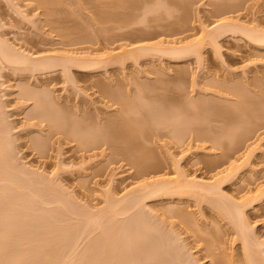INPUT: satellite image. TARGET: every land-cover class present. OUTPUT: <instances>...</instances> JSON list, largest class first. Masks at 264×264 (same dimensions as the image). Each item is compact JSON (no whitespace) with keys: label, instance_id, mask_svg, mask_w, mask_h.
Segmentation results:
<instances>
[{"label":"rangeland","instance_id":"374dc122","mask_svg":"<svg viewBox=\"0 0 264 264\" xmlns=\"http://www.w3.org/2000/svg\"><path fill=\"white\" fill-rule=\"evenodd\" d=\"M223 24L228 25V31L226 29L218 38L209 36L210 31ZM231 24L264 34V0H0V41L7 48L34 59L68 57L101 63V67L98 65L87 74L76 66L72 67L68 78L61 67L32 74L31 69L25 71L2 60L0 54V116L5 120L4 127L11 132L6 141L9 144L7 151L14 158L15 170L19 167L26 172L22 171L24 176L28 175L24 178L17 170L20 176L17 174L8 181H0V211L3 213L0 212V218H4V224L0 219V232L3 227L7 230L12 224L15 227V222L18 226L12 230L32 231L26 233L27 236L21 233L19 238L26 237L22 238L25 242L21 241L24 245L17 248L20 255L23 252L24 255L26 252L31 254L34 249L41 252H53L56 247L61 249L60 262V258L54 262L39 256L15 261L17 264H80L81 261V264H117L115 259L107 258L111 250L108 243L105 244L109 248L103 243L99 249L91 248L97 258L101 255L102 259L104 254L106 260L99 259V262L90 259L87 245L92 241L96 245L106 227L112 230L124 220L128 221V226L132 219L137 221L140 214L143 217L139 216L140 220L135 223V238L133 234L130 235L132 239L129 238L128 232L132 233L129 226L122 227L125 230L118 227L119 234H115L117 226L113 227V233L108 230L116 238L120 235L121 239L116 241L114 236L115 240H111L116 241L115 244L121 240V249L118 250L124 252L129 248L128 253H124L128 254L127 259L130 255L131 259L136 258L135 263L130 258L126 262L124 257L123 261L120 260L124 264H170L168 261L171 260L172 264H220L221 259L246 264L249 255L264 261V102L261 101L264 96V44L254 43L244 36L243 31L231 33ZM172 47H191L193 52L187 57L173 59L164 53ZM28 91L38 95H28ZM42 94L51 96L67 122L89 119L93 124L100 122L105 126L119 115L118 119H142L145 114L149 115L150 119L157 121L153 124L156 133L143 143L140 150H144L136 151V154L153 151L151 153L158 157L161 167L143 176L136 163L114 150L119 146H115V142L90 149L83 147L78 140L70 141L63 133L51 134L48 122L40 125L34 116L36 100ZM242 103L247 105L243 104L244 110ZM232 115L240 119L234 120ZM90 129L86 131L88 134L95 133L93 128ZM179 138L183 142H179ZM36 140L47 144L44 153L35 144ZM217 142L223 145L219 146ZM120 144L124 147L122 144L125 143ZM41 179L48 181L43 180V183ZM156 183H168L170 187L186 184L189 187L176 193L144 195L139 199L140 205L116 218L113 213L109 217L111 210L108 218L101 221L104 225L102 231L99 226H90L86 233L79 228L82 234L78 231V235L75 227L74 237L72 225H64L67 221L79 220L86 212L90 214L87 216L97 218L102 210L107 212L111 200L121 202L115 205L121 210L127 203L124 200L146 194L143 187ZM235 204L243 209V223L246 222L249 228L247 234L254 239L251 242L255 250L254 247L249 249L254 255L247 254L238 224L232 222V215L233 220L227 215L228 208H232L229 205ZM7 208L12 214L13 208H17L24 216L14 209L16 214L13 215L16 216L13 218L20 214L24 220L18 215L19 222L12 218L10 224L7 220L13 215L8 214ZM38 211L44 213L41 218H44L45 225L39 223L37 217L40 215L35 213ZM47 214L49 217L52 214L51 223L60 229V239L70 228L66 237L72 235L73 238H69L74 241L69 239V243L72 241L73 245H68L66 237L64 241L58 240L56 245L59 246L50 243L57 233L48 240V230L46 233L45 229L51 223L49 220L50 225L46 224ZM7 215L10 216L8 219ZM29 216L30 220L33 218L31 226L30 222L26 223L30 221ZM87 216L84 217L87 219ZM20 220L29 226L23 225L27 231L19 227ZM35 220L42 224L43 230L36 229H39L37 223L35 229L32 228ZM238 220L242 222L241 218ZM11 229L0 234L7 236L2 240L9 237ZM17 232L13 230L12 233ZM14 238L19 240L18 236ZM122 238L131 241L132 245L126 246L128 242ZM13 239L6 241L11 244L6 245L11 246L10 249ZM253 241H260L257 243L262 247H256ZM66 243L68 248L64 247L67 249L77 247L76 252L81 254L76 253L77 256L87 262L82 258L78 260L76 254L73 261L68 258L70 254L66 257L63 253L62 257L64 247H59ZM97 244L100 246L99 242ZM167 244L178 250L176 253L171 250L174 259L166 249ZM117 245L119 248L120 244ZM17 249L11 253L16 254ZM8 250L9 247L5 251L9 253ZM81 250L82 253L87 251L84 255L89 253V259L80 253ZM179 255L177 263L175 259ZM9 262L5 263H13ZM5 263L3 260L0 264Z\"/></svg>","mask_w":264,"mask_h":264},{"label":"bare ground","instance_id":"6f19581e","mask_svg":"<svg viewBox=\"0 0 264 264\" xmlns=\"http://www.w3.org/2000/svg\"><path fill=\"white\" fill-rule=\"evenodd\" d=\"M105 20V19H104ZM228 28V25H219V26H217L216 28H214L213 29V31L211 32L210 31V33H209V36H211V37H215V38H218L219 36H221V34H223V33H225V31H226V29ZM229 28H231L230 30H231V33L232 32H238V31H243V33H244V36H246L247 38H249L251 41H253L254 43H257V44H260V45H262V44H264V34L262 33V32H260V31H250V29L249 28H244V27H240L239 25L237 26V25H233V24H231V27H229ZM246 29V30H244V29ZM249 31H248V30ZM229 29H227V31H228ZM252 30V29H251ZM7 45H5V43H2L1 41H0V54L2 55V57H1V59L3 58L4 60H6V61H8L9 63H11L12 65H14V67L16 66V67H22V68H24L23 70H25V71H29L30 69H31V72H32V74H33V72H35L34 74H36L37 72H40L41 73V71H42V73L43 72H45V71H50V70H53V69H56L57 67H61L62 69H63V72H64V74L69 78V76L71 75V72H72V67H77V68H79V70H83V72L84 73H86L87 74V72H91V70H95V69H97L98 67V65H99V67H101V63H99V61H97V60H76L75 58L73 59V58H61V59H55V58H49V57H47V58H39V59H34L33 57V59L30 57H28V56H26V55H24V54H21V53H17V52H15V51H12L11 50V48H7L6 47ZM193 52V50H192V48L191 47H189V48H186V47H181V48H176V47H172V48H168V49H166V50H164V53H167V54H169L170 56H171V58H173V59H179V58H184V57H187L189 54H190V52ZM2 59V60H3ZM7 62V63H8ZM94 68V69H93ZM27 69H29V70H27ZM51 72V71H50ZM81 75L83 74V73H80ZM101 88H105V87H101ZM107 89V88H106ZM25 91H27V90H25ZM104 91V90H103ZM107 91V90H106ZM30 91H28L27 93H28V95H33V96H37L38 95V93L36 92V93H34L33 92V94L30 92ZM108 92V91H107ZM25 94H26V92H25ZM27 95V94H26ZM42 97H40L39 98V100H36V103H35V105H36V111L34 112V116H35V118H38V122H39V124L40 125H43L42 123H44V122H48V124H49V126H47V128H48V131L51 133V134H64L65 135V137H67V139H69L70 141H74V140H78L79 142H81V145L83 146V147H90V149H94L95 147H97V148H99V147H101V146H104L105 144L107 145L109 142H115L116 143V145L115 146H117L118 144H119V146L121 145L120 143H125V144H122V145H124V147L123 146H117V147H119V148H117V147H115L114 148V150L116 151H118V152H120L121 153V155L123 156V157H126V158H128L129 160L131 159L132 160V162L133 163H136L135 164V166L137 165V167L139 168L138 169V171H139V173L141 174V175H143V176H145L144 174H147L148 175V172H151V171H154L155 172V170L157 171V169L159 168V166L161 165L160 163V161H158L159 159H158V157L154 154V153H151V152H153V151H151V152H145V154H143V155H139L138 156V154H139V152L136 154V151H143V150H140V149H142L143 147V143H145V142H147V141H149L154 135H155V133H156V130L154 129V125L153 124H155V122H157V121H153L152 119H150L149 118V115H144L143 116V118L142 119H135V118H121V119H118L119 118V116H118V118L117 117H115V119L113 120V119H110L107 123H105L106 125L104 126L102 123H98V124H93L92 122H90L89 121V119L86 121V120H83L84 121V123L86 122V124H82L81 122H83V121H73V122H70V121H65V119L63 118V116H62V111H59V110H57V108L59 109V107H57L56 105H55V103H54V100L51 98V96L49 95H47V94H45V95H41ZM264 96H262V99H261V101L262 102H264V98H263ZM138 99V98H137ZM245 103H247V101H244ZM1 104V103H0ZM244 103H242L241 105H243ZM245 105V104H244ZM243 105V106H244ZM245 106H247V105H245ZM245 106L243 107V110L245 109ZM241 109H242V106H241ZM1 107H0V112H1ZM244 112V111H243ZM146 113V112H145ZM3 114V113H2ZM63 114H65V112H63ZM236 116V115H235ZM233 117V115H232V118H235L234 120H237V119H240L238 116H236V117ZM117 118V119H116ZM3 119V116H2V118H1V116H0V181H8L9 179H11V177L13 178V176L14 177H16V176H18L17 174H19V173H17L16 171L17 170H20L19 172H22V171H24L23 169H22V171H21V168L20 169H18V168H16V170H15V168L13 167L14 165H13V161H14V158H12V156H10V153H8L9 151H7V148H8V146H9V144H7V139H8V137H9V135H10V131H9V129L7 130L5 127V125L3 124L4 123V121L5 120H2ZM153 121V122H152ZM90 122V123H89ZM89 124V125H88ZM93 124V125H92ZM102 124V126H99V125H101ZM5 126V127H4ZM93 126V127H92ZM95 126V127H94ZM138 127L137 128V130L135 129V127ZM93 128L94 130H95V133L93 132V131H91V129ZM96 128V129H95ZM88 129H90V131H88V132H90L91 133V135L90 134H88L86 131L88 130ZM125 131V132H124ZM126 131H127V134H124V133H126ZM203 131V130H202ZM249 132V131H248ZM251 132V131H250ZM92 133H94V134H92ZM124 135H123V134ZM202 136V135H201ZM182 140H183V137H180ZM179 138V142H183L181 139ZM246 139V138H245ZM141 141H143V142H141ZM36 143V145H37V147L41 150V152L42 153H44L45 151L44 150H46V148H47V144L45 143V142H40V141H38V140H36L35 141ZM243 142V141H242ZM115 143H113V144H115ZM238 143H239V145H240V142H237V145H238ZM244 143V142H243ZM45 144V145H44ZM242 144V143H241ZM127 145V146H126ZM217 145H223L222 144V142L220 143V142H217ZM44 147H46V148H44ZM122 147V148H121ZM231 147V146H230ZM118 152H115V153H117L118 154ZM120 153H119V155H120ZM160 162V163H159ZM160 164V165H159ZM134 165V164H133ZM16 167V166H15ZM161 167V166H160ZM159 170V169H158ZM16 172V173H15ZM25 172V171H24ZM26 173V172H25ZM24 173V174H25ZM22 175V177L24 176L23 175V172L21 173ZM16 175V176H15ZM19 176H20V174H19ZM26 176H28L27 174H25V176H24V178H28V177H26ZM42 180V179H41ZM43 180H46V179H43ZM42 180V182L44 183V181ZM40 181V180H39ZM46 181H48V180H46ZM45 185V184H44ZM41 186L43 187V184H41ZM46 186V185H45ZM168 187H170V186H168V183H156V184H153L152 186H150V185H146V186H144L143 187V191H144V188H145V190H146V194H138V196H134V198H128L127 200H124V201H126L127 203H126V206L124 207V208H122L121 210L120 209H118L117 207H118V205H120V203L121 202H117L116 201V203H115V201H113V200H111L112 202H109V204L111 203V205L110 206H107L106 208H108V210L106 209V208H104L105 210L104 211H106L107 210V212L105 213V212H103V210H102V212L103 213H105V215L104 214H102V212L100 213V216H99V214H97L98 215V217L97 218H91V217H93V216H87L88 214H83L82 216L83 217H81V218H79V220H81L80 222H78L79 220H74V222L76 223V224H74V222L73 221H67V222H69V223H67L66 221H64V225L66 226V227H69V226H71L70 228L71 229H73V231L71 232V234L74 232V229H75V227H77L78 228V230H77V228L75 229V230H77L76 231V233L79 231V228H81V232L82 233H86L85 231H90V230H88V229H90L91 227L90 226H99L98 228L102 231L103 230V222H102V225H101V221H103L104 219H107L108 218V216H107V214L111 211V215H109V217L110 216H112V213H113V216H114V218H116V217H118L119 215H121V214H126V213H128L132 208H133V206L134 207H137V206H135V205H140V203H142L139 199L141 198V197H145L144 195H154V194H159V193H161V192H168V193H170L171 191H174L175 193L176 192H181V191H184L185 189H187L189 186L188 185H186V184H177V185H175L174 187H170V188H168ZM150 189V191L148 192V190ZM152 188V189H151ZM201 189H204L203 188V186L201 187ZM173 192V193H174ZM143 193V192H142ZM216 195H218V194H216ZM219 197H221V196H219ZM132 201V202H131ZM220 201L221 202H223L222 201V199L220 198ZM226 202V201H225ZM122 203H124V202H122ZM217 203H218V201H217ZM227 203V202H226ZM108 204V205H109ZM116 204H118L117 206H115ZM131 204V205H130ZM223 204H224V202H223ZM15 205V204H14ZM17 205V204H16ZM15 205V206H16ZM125 205V204H124ZM142 205V204H141ZM14 206V207H15ZM234 206V207H233ZM233 206H231V205H229V207H232V208H228V211H225V212H228L227 213V215H232V217L234 218V220H233V218L230 216V218H232V222H235L236 224H238V226H239V229L241 230V232H240V236L243 238V240L242 241H244V245H245V247H246V249H248L247 251V254L248 253H251L252 255H254L255 253H253V250L251 251V250H249V249H252L254 246H253V244H252V240H254L252 237V239H250L249 238V235L247 234V231L246 230H249V228L247 229V223L245 222V223H243V216H244V212L242 213V211H243V209L239 206V207H237L238 205H233ZM35 207V206H34ZM114 208V207H116L117 209H118V211H117V209H116V211H115V209H112V208ZM10 209H12L11 207H9ZM9 208H7L6 210H8ZM32 208H33V206H32ZM36 208V207H35ZM34 208V209H35ZM239 208H241V209H239ZM9 209V215H10V213L12 214V212H11V210ZM14 209L15 208H13V214H16V213H20L21 214V211H19L17 208L15 209V211H17L16 213H15V211H14ZM34 209H32V211L34 212ZM40 209V208H39ZM1 210V209H0ZM5 210V209H4ZM36 210H38V209H35V211ZM42 210V209H41ZM41 210H40V212H41ZM58 210V209H57ZM225 210H227V209H225ZM242 210V211H241ZM48 211V210H47ZM1 212V211H0ZM6 212V211H5ZM26 212V211H25ZM24 212V213H25ZM39 211L38 212H35V213H37L38 215H40V217L38 216L37 217V219H38V221H39V223H43L44 222V218H41V215H44V213L42 214V213H40ZM50 212V211H49ZM48 212V213H49ZM56 213H57V211H55ZM60 212V213H59ZM62 212V210H60L59 209V211H58V213L59 214H61V218H62V216H63V214L61 213ZM115 212V213H114ZM2 213V212H1ZM7 213V212H6ZM28 213V212H27ZM179 213H181V212H179ZM12 214V215H13ZM20 214H17V218L19 217L18 215H20ZM59 214H58V216H59ZM110 214V213H109ZM139 214V213H138ZM177 214H178V212H177ZM2 215H3V213H2ZM12 215H10V216H12ZM22 216H24L23 214H21ZM21 215H20V217H21ZM28 215V214H27ZM27 215H26V217H27ZM31 215V214H30ZM49 214H47L46 216H48ZM52 215V214H51ZM51 215H50V217L48 216L47 217V221H48V223H46V224H49L50 225V223H51V220H50V218H52L51 217ZM90 215V214H89ZM94 215V214H93ZM103 217H105V218H102V216ZM141 215V214H140ZM139 215V216H140ZM180 215V214H179ZM227 215H226V217H227ZM4 216H6V215H4ZM10 216H8L7 215V219H8V217H10ZM14 216H16V215H13L12 217H10L11 218V221H9L10 220V218L7 220L6 219V217H5V219L10 223V222H12L13 223V220H12V218L14 217ZM55 216V215H54ZM84 216H87V219L84 217ZM135 216V215H134ZM137 216V215H136ZM139 216H137L136 218H137V221L138 220H140V219H138L139 218ZM181 217H182V213H181V215H180ZM1 217V216H0ZM3 217V216H2ZM25 217V218H26ZM43 217V216H42ZM45 217V216H44ZM94 217H96L95 215H94ZM133 217V216H132ZM141 217H143V216H140V218ZM242 219V222L241 221H239L238 219ZM16 218V217H15ZM15 218H13L14 219V222L16 221V219ZM24 218V217H23ZM41 218V219H40ZM53 218H55V217H53ZM59 218H60V216H59ZM85 218V219H84ZM112 218V217H111ZM134 218V217H133ZM183 218H184V215H183ZM186 218V217H185ZM0 219H2V218H0ZM21 220H22V217L20 218ZM27 219V218H26ZM25 219V220H26ZM33 219V218H32ZM31 219V220H32ZM34 219H36V218H34ZM36 219V220H37ZM42 219H43V221H42ZM82 219H83V221H82ZM113 219V218H112ZM132 219V218H131ZM135 219V218H134ZM3 220V221H2ZM1 221L3 222V223H1V221H0V223L1 224H4V218L2 219ZM19 219H17V222H19L18 221ZM20 220V222L22 223V221L24 220H22L21 221ZM28 220H30V216H29V218H28ZM27 221L26 223L28 224V222H30L29 223V226H31L32 224H33V220L32 221ZM36 220H35V222H34V227H32L33 229H35V226L36 225H38V227H39V229L36 227V229L37 230H43L44 229V227L42 228V227H40V225H42V224H38L37 222H36ZM49 220H50V223H49ZM86 220V221H85ZM129 220V219H128ZM238 220V221H237ZM41 221V222H40ZM57 221V220H56ZM61 220H59V222H60ZM63 221V220H62ZM84 221L86 222V223H84ZM125 221V220H124ZM123 221V225L126 223V225H116L117 226V229H118V227H121V230H123L124 228L126 229V227H128L129 226V231H132V233H130V232H128V236H129V238L131 237L130 235H132L133 234V238H135V234L136 233H134V232H137L135 229H137L135 226H137L136 224V220H133L132 219V221L134 222H132L131 220V223H129L128 224V226H127V223H128V221H126V222H124ZM129 221V222H130ZM143 221V223H145L144 222V220H142ZM146 221V220H145ZM237 221V222H236ZM6 222V221H5ZM32 222V223H31ZM239 222V223H238ZM7 223V222H6ZM12 223H10V224H12ZM16 223V222H15ZM15 223H14V226L15 227H12L13 226V224L11 225V227H10V229L11 228H17V226H18V223H16V225H15ZM21 223H19V225L21 224ZM24 223V224H23ZM19 227H21L22 229H24V227H27V226H25L26 225V223L25 222H23ZM37 223V224H36ZM73 223V224H72ZM80 223V224H79ZM82 223H84L85 224V226H84V224L81 226V224ZM93 223V224H92ZM133 223V225H131L132 227H134V228H132L131 227V230H130V224H132ZM136 223V224H135ZM141 223V222H140ZM147 223V222H146ZM235 223H234V225H235ZM0 224V225H1ZM10 224H9V226H10ZM36 224V225H35ZM55 224V223H54ZM57 224V223H56ZM69 224V225H68ZM77 224H78V226H77ZM135 224V225H134ZM246 224V225H245ZM5 225H7V224H5ZM23 225H24V227H23ZM44 225H45V222H44ZM60 225H62L61 223H60ZM68 225V226H67ZM145 225V224H144ZM147 225H150L149 223L147 224ZM8 225H7V227H9ZM28 226V227H29ZM57 226V225H56ZM56 226H54L52 223H51V225L49 226V227H47L48 229H45V231L46 230H48V233H47V231H46V233H47V237H48V240H49V236L50 237H52L53 238V236H51V235H54L55 233H57V234H55V235H57V236H55L54 237V240L52 241V239L51 240H49V241H51L50 243H54V246L56 247V246H59V244L58 245H56L57 243H58V240L59 241H62L63 239H66L67 237H66V235L68 234V232H67V230H69L70 228H66V229H63L64 231L66 230V233L65 232H62V234H64L65 233V237H64V235L62 236V237H64L63 239H60V236H61V234H60V232H59V234H58V231L60 230H57V227ZM59 226V225H58ZM101 226V227H100ZM116 226H113L114 228H116ZM237 226V225H236ZM3 227V226H2ZM18 227V228H19ZM60 227V226H59ZM58 227V228H59ZM87 227H89V228H87ZM113 227H112V230H111V227H109L110 228V230L112 231V233H113ZM122 227H124L123 229H122ZM62 228V227H61ZM64 228V227H63ZM86 228V229H85ZM102 228V229H101ZM4 229V230H3ZM3 233H1L2 232V230H1V232H0V234H4V233H7V231L8 230H10V229H6V227H3ZM7 231H6V230ZM27 229L28 228H25L24 230H26L27 231ZM29 229H31V227L29 228ZM82 229H83V231H82ZM104 229H105V227H104ZM107 229V230H106ZM106 229H105V232L101 235V238H100V240H98V239H96V240H98V242L100 243V246L96 243V245H97V247H96V245L94 244L95 243V241H94V243H93V241L92 242H90L89 244L91 245H87V247L89 248V250L86 248V250L89 252V253H91V251L94 249V248H101V246H103V245H101L102 243L105 245L104 247H107L106 246V244L111 248V250H109V252H108V256H107V258L108 259H115L116 260V263L118 262H122L123 260H125L126 259V262H128L131 258H130V256L128 257V259H127V256H128V254H124L127 250H130L128 247V249H126L125 248V245L126 246H130V245H132V243H131V239H132V237H131V239H129L128 237V240H131V241H127V239L126 238H122V239H126L125 240V242L127 243L128 242V244H125V242H124V240L122 241V245H124L123 247L126 249V251H119L121 248V240H118V241H120V242H118L117 244H120L119 245V248H118V245L117 244H115V242L117 241V238L119 239L120 238V235L116 238V236H115V234H119V231H120V228L118 229V233H117V229L115 230L116 231V233L115 234H111L110 232V230L106 227ZM124 229V230H125ZM13 230H16V232L17 231H19V232H17L18 234L20 233V235H18L17 233H12L13 232ZM11 229V234L10 233H8V235H9V239H10V236L12 237V234H13V237H16L17 238V236H18V238L21 236V233H22V235H26L27 236V234L26 233H28L29 234V232L31 231H27L26 233H23L21 230H20V228L19 229ZM23 230V231H24ZM62 229H61V231H63ZM110 232H109V231ZM134 230V231H133ZM4 231H6V232H4ZM21 231V232H20ZM78 232L79 234H82L81 232ZM106 231H108V232H106ZM128 231V230H127ZM15 232V231H14ZM25 232V231H24ZM41 232V231H40ZM249 232V231H248ZM31 233H32V231H31ZM44 233V232H43ZM45 233V234H46ZM77 233V234H78ZM39 234V233H38ZM70 234V236L68 235V240L70 239V240H73L72 238V235ZM74 234V237H75V233H73ZM78 234V235H79ZM17 235V236H16ZM32 235V234H31ZM36 235H37V232H36ZM59 235V236H58ZM2 236H3V238H2ZM26 236H22L21 238H19V240H20V242H17V241H19L18 239H16L15 240V238L13 239V237H12V239H13V242H12V246L14 247V243L17 245H15V249H17L18 248V246H20V245H24V242H25V240H23L22 238H25ZM35 236V235H34ZM45 236V235H44ZM114 236H115V239H116V241H114V242H111V240L113 239V240H115L114 239ZM251 236V235H250ZM7 236H4V235H1L0 236V263H1V261H3L4 260V263L6 262V261H8L9 262V260L11 261V262H13L12 264H17L18 262L17 261H19V260H21V259H27V258H33V259H37L39 256L41 257V259H45V260H50V261H54V260H56V259H58V258H60L59 259V262H60V260H61V256L59 255L60 253V250L58 249L57 250V247L55 248L54 246V248L56 249H54L55 251H53V252H41V251H35V249H34V251H31L32 253L30 254V252H26L27 253V255H29V256H27V255H24L25 254V252H23L24 254H22L21 253V255H20V249H17V253L16 254H13L14 252H15V249L12 247L11 249H10V247L11 246H8L9 247V250H8V252L9 253H7L5 250H7L8 249V247L6 246V245H11L10 243L9 244H7V242L9 241V242H11V240L12 239H10V240H8L7 241V239L4 241V240H2V239H5ZM56 237H59V238H57V240L55 239ZM61 237V238H62ZM69 237H72V238H69ZM240 237V238H241ZM241 238V239H242ZM27 239V238H26ZM47 239V238H46ZM75 239V238H74ZM121 239V238H120ZM14 240H15V242H14ZM56 240V242H54ZM67 240V242H68V245L70 244L69 242H70V240L68 241ZM112 240V241H113ZM7 241V242H6ZM21 241H24V242H22L21 243ZM40 242H41V240H39ZM64 241V240H63ZM66 241V240H65ZM74 241V240H73ZM4 242H6V244L4 243ZM17 242V243H16ZM133 242V241H132ZM254 242V241H253ZM257 242H260V241H255L254 242V245H256V247L258 246V247H262V246H259V244L257 243ZM21 243V244H20ZM63 243V242H62ZM106 243V244H105ZM257 243V244H256ZM27 244V243H26ZM26 244H25V246H26ZM48 244V243H47ZM65 244V243H64ZM62 245V244H60L61 245V247H59V248H62V247H64V246H66L67 248H68V245H67V243H66V245ZM75 244H78V243H75ZM74 244V245H75ZM211 244V243H210ZM27 245H29V244H27ZM70 245H73L72 244V241H71V244ZM260 245H262V242L260 243ZM25 246H23V247H25ZM92 246H94L93 247V249H91L92 248ZM170 246V247H169ZM168 246V244H167V250L169 249L170 251H168L169 252V254L171 255V258L173 257V255L174 254H172V253H176V251H178L175 247H173V245H169ZM173 248H172V247ZM7 249H6V248ZM27 248H28V246H26ZM25 247V248H26ZM33 247V246H32ZM31 247V248H32ZM40 247H41V245H40ZM66 247H64V248H62V250H63V252L61 253V255L64 253L65 255H66V257H67V255H69L70 254V256H68V258H70L71 257V259H72V261H73V258L72 257H74V254H76L78 251V249L76 250V248L77 247H75L73 250L71 249V248H69V249H67ZM109 247H107V248H109ZM112 247H113V249H112ZM169 247V248H168ZM98 248V249H99ZM103 248V247H102ZM124 248H122V249H124ZM131 248V247H130ZM172 248V249H171ZM14 249V251H12ZM23 249V248H22ZM67 249V252H68V254H67V252L65 251ZM119 249V250H118ZM174 249V250H173ZM176 249V250H175ZM179 249V248H178ZM258 249V248H257ZM27 250V249H26ZM25 250V251H26ZM69 250V251H68ZM95 250V249H94ZM166 250V251H167ZM171 250H173V251H175V252H172L171 253ZM254 250H255V247H254ZM11 251L13 252V253H11ZM28 251V250H27ZM56 251H58V254H57V252ZM65 251V252H64ZM77 251V252H76ZM84 251V250H83ZM87 251H85L84 253H87ZM181 251V250H180ZM250 251V252H249ZM256 251H259V249L258 250H256ZM56 252V253H55ZM69 252H71V253H69ZM93 252V251H92ZM80 253H82V250H81V252ZM84 253H82V255H84ZM88 253V254H89ZM127 253H128V251H127ZM129 253H131V252H129ZM258 253V252H257ZM13 254V255H12ZM78 254V253H77ZM77 254H76V256L75 257H78L77 256ZM87 254V255H88ZM79 255V254H78ZM81 255V254H80ZM79 255V256H80ZM87 255H84V257L86 258L87 257ZM127 255V256H126ZM178 255V254H177ZM249 255V254H248ZM257 255V254H256ZM27 256V257H26ZM95 255H93L92 253H91V255L89 256V257H91L90 259H93L94 260V258L95 259H97L98 260V262H99V259L100 260H102L103 261V258L105 257L104 256V254L102 255V259H101V255L100 256H98V258H97V255L94 257ZM62 257H64V255H62ZM125 257V258H124ZM170 257V256H169ZM179 257H180V255L179 256H177L176 258L177 259H175V261L177 262L178 261V259H179ZM251 259H250V258ZM79 258V257H78ZM82 258V256L78 259V260H80ZM88 258V257H87ZM124 258V259H123ZM130 258V259H129ZM133 258V257H132ZM259 258V257H258ZM71 259H68V261L69 262H71ZM89 259V258H88ZM107 259V260H108ZM123 259V260H122ZM140 259V258H139ZM172 259H174V258H172ZM14 260V261H13ZM27 260H29V259H27ZM30 260H32V259H30ZM77 260V261H78ZM81 260H83V261H86L87 259H81ZM104 260H106V258H104ZM114 260V261H115ZM118 260V261H117ZM120 260H122V261H120ZM131 260H133V262L135 261V263H136V258L135 259H131ZM138 260V259H137ZM141 260V259H140ZM217 261H218V258L216 259ZM223 260V261H222ZM248 261H249V263H248V261H247V263L246 264H264V261H261L260 259V261L259 260H257V259H255L253 256H251V255H249L248 256V259H247ZM17 263H16V262ZM26 261V260H25ZM24 261V262H25ZM33 261V260H32ZM40 261V260H39ZM39 261H37L36 260V262H39ZM109 261H111V260H109ZM168 261V260H167ZM166 260H165V263H168V262H170V264H172V260L171 261H168L167 262ZM174 261V262H175ZM221 261H222V263H220V264H233V262L231 261V259H226V260H224V259H221ZM11 262H9V263H11ZM15 262V263H14ZM22 262V261H21ZM20 262V263H21ZM54 262H56V261H54ZM58 262V263H59ZM67 262V261H66ZM79 262V261H78ZM87 262V261H86ZM132 261H130L129 263H133ZM138 262V261H137ZM143 262V261H142ZM31 263H33V262H31ZM43 263V262H42ZM81 263H82V261H81ZM80 263V264H81ZM117 263V264H118ZM123 263V262H122ZM121 263V264H122ZM134 263V264H135ZM144 263V262H143ZM177 263H179V261L177 262ZM6 264V263H5ZM21 264H23V263H21ZM34 264V263H33ZM35 264H39V263H35ZM55 264V263H54ZM60 264V263H59ZM63 264V263H62ZM64 264H66V263H64ZM67 264H68V262H67ZM124 264V263H123ZM138 264V263H137ZM173 264H175V263H173Z\"/></svg>","mask_w":264,"mask_h":264}]
</instances>
